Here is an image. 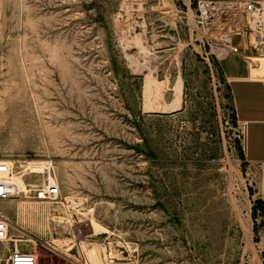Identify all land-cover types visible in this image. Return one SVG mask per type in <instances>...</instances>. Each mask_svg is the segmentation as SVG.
Listing matches in <instances>:
<instances>
[{
  "label": "rangeland",
  "instance_id": "374dc122",
  "mask_svg": "<svg viewBox=\"0 0 264 264\" xmlns=\"http://www.w3.org/2000/svg\"><path fill=\"white\" fill-rule=\"evenodd\" d=\"M196 6L0 0V157L30 169L29 188L48 176L35 165L46 161L61 189L57 201L0 200L19 226L9 236L22 239L0 240V264L35 245L40 264H89L82 241L92 240L118 263L264 264L258 172L235 140L215 49L238 22L198 23Z\"/></svg>",
  "mask_w": 264,
  "mask_h": 264
},
{
  "label": "built area",
  "instance_id": "2783aa9c",
  "mask_svg": "<svg viewBox=\"0 0 264 264\" xmlns=\"http://www.w3.org/2000/svg\"><path fill=\"white\" fill-rule=\"evenodd\" d=\"M196 21L205 23L211 19L238 22L240 29L234 31L232 38L227 42L228 49L232 52H238L243 48L244 42H250L257 50L264 47V0H197ZM244 29V32L242 31ZM239 34L242 41L234 43V35ZM220 40L223 41L221 38ZM212 75L215 80V73L211 64ZM218 83L220 81L218 80ZM235 140L239 141L243 151V142L245 139V125L236 120ZM48 176L33 187L28 192L22 190L18 183V177H26L30 172L27 167L10 165L5 161H0V200H13L21 198L34 192L35 196L44 195L51 201L59 200L61 189L58 182L51 179L50 166H48ZM31 186L30 183H28ZM10 220L0 211V240L6 241L9 236ZM7 264H40L38 255L32 250H13L7 256Z\"/></svg>",
  "mask_w": 264,
  "mask_h": 264
},
{
  "label": "crops",
  "instance_id": "0c3cea01",
  "mask_svg": "<svg viewBox=\"0 0 264 264\" xmlns=\"http://www.w3.org/2000/svg\"><path fill=\"white\" fill-rule=\"evenodd\" d=\"M234 54L247 59L248 66L242 65ZM222 63L233 112L245 125L244 161L258 172L256 194L264 205V56L231 51Z\"/></svg>",
  "mask_w": 264,
  "mask_h": 264
},
{
  "label": "bare ground",
  "instance_id": "6f19581e",
  "mask_svg": "<svg viewBox=\"0 0 264 264\" xmlns=\"http://www.w3.org/2000/svg\"><path fill=\"white\" fill-rule=\"evenodd\" d=\"M234 20H228L227 22H233ZM238 24V23H237ZM240 29V26H239V24H238V28L236 29V31L237 30H239ZM223 41H226V42H223L222 44H219V45H216L215 46V49L217 50V52H218V55L222 58V60L224 61V59H225V57H226V55L228 54V53H230V50L228 49V44H227V42L232 38V36H231V33L230 32H223V33H221L220 34V36H219ZM0 161H5V162H7V163H9L10 165H14V166H17L18 168H19V166H25V165H19V164H17L15 161L16 160H14V159H11V158H8V157H0ZM48 162H50V161H48ZM47 162L46 161H43V160H41V161H36V163H35V165L37 166H41L42 167V169H44V168H47L49 165H47L46 164ZM51 163H52V161H51ZM27 166V165H26ZM54 167V166H53ZM51 179L52 180H54V181H56V182H58L57 181V178H56V176L55 175H51ZM17 180H18V183L20 184V187L22 188V190H24V191H26V192H28L29 191V186H28V182H27V180L24 178V177H18L17 178ZM33 197V196H32ZM36 198H38V199H43V197H41V196H36ZM29 203V202H28ZM61 203V202H60ZM63 203V202H62ZM24 204H25V202H24ZM30 205V204H29ZM32 205V204H31ZM27 208H30V211H29V213H32V214H34L36 217H40V216H42V217H44L43 216V213H44V211H41L42 210V208L41 207H39V206H29V207H27V206H25V205H21L20 206V211L21 212H23V213H25L26 212V210H27ZM46 209V208H45ZM46 211H47V209H46ZM5 216V215H4ZM54 217H56V216H54ZM25 218V217H24ZM49 218V217H48ZM66 218V217H65ZM70 218V217H69ZM47 219V218H46ZM58 219V218H57ZM62 219H63V217H62ZM42 220V219H41ZM60 220V219H59ZM92 224H93V226H94V228H95V231L97 232L98 231V225H97V220L94 218V217H92ZM38 221V220H37ZM49 221V220H48ZM52 221V220H51ZM66 221H68V222H70L71 223V225L73 226L74 224H72V219H67ZM18 222V221H17ZM40 222V221H39ZM60 222H62V221H60ZM67 222V223H68ZM67 223H66V225H65V227L66 226H69V225H67ZM40 224V223H39ZM10 225L11 226H13L14 227V229H19V226L17 225V224H13V223H10ZM30 225V224H29ZM48 225H50L51 226V224H48ZM36 226V225H35ZM47 226V225H46ZM39 227V226H38ZM43 227V226H42ZM34 228V227H33ZM106 228V227H105ZM73 234H74V232H73ZM16 236V235H15ZM21 241L22 239H20V237L19 236H16V237H11V236H8V238H7V241ZM32 241V240H31ZM32 242H35V241H32ZM15 244H16V242H15ZM82 244H83V248H84V251H85V253H86V255H87V258H88V262H89V264H131V263H123V262H121V263H118V262H116V260H115V258H116V253H115V251L113 250V247L110 245L109 246V248H108V246H105V245H103V244H101V243H99L97 240H92V241H89V242H87V241H82ZM109 249V250H108ZM13 250H20L19 249V247L18 246H14V249H10L9 251H10V253L13 251ZM32 251H34L35 253H36V255H38V257H39V254H38V251H37V247H36V245L32 248ZM9 253V254H10ZM4 255V254H3ZM118 256V255H117ZM2 258H0V260H1Z\"/></svg>",
  "mask_w": 264,
  "mask_h": 264
},
{
  "label": "trees",
  "instance_id": "16d2710c",
  "mask_svg": "<svg viewBox=\"0 0 264 264\" xmlns=\"http://www.w3.org/2000/svg\"><path fill=\"white\" fill-rule=\"evenodd\" d=\"M236 117V116H235ZM236 118H234V121L236 123ZM256 205H263L260 200H257ZM264 206V205H263ZM254 209H256V206H254Z\"/></svg>",
  "mask_w": 264,
  "mask_h": 264
}]
</instances>
